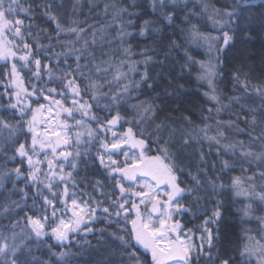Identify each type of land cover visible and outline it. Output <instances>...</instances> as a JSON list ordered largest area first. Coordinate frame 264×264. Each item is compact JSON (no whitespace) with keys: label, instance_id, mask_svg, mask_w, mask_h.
<instances>
[{"label":"trees","instance_id":"1","mask_svg":"<svg viewBox=\"0 0 264 264\" xmlns=\"http://www.w3.org/2000/svg\"><path fill=\"white\" fill-rule=\"evenodd\" d=\"M134 2L137 5L135 7H133ZM156 2L158 5L159 0ZM207 2L212 6L209 8V13L214 7L221 10V15L217 17L218 20L227 19L223 16V11L231 8L233 0H207ZM247 2L251 8L242 15L238 13L240 16L238 22L234 18L227 28L221 29L219 24L213 26L208 20L207 14L200 17L193 16L188 23H184L185 15L189 14L193 5L196 4V0H177L175 19L171 25L163 19L159 9L153 11L151 0H22L23 7L30 11L27 14L19 13L16 17L24 20V37L22 41L12 45V50L17 54V57L13 59L20 70L25 87L31 90L32 85L37 84L38 87H56L59 91L63 89V85L49 82L47 76L40 82L35 79L33 76L34 63L31 65L33 71L23 67L24 62L18 59L20 55H24L28 51L24 49L23 44L28 43L33 55L38 52V58L53 69H67L68 64H71L75 69V57L68 51L72 45L66 43L69 40H74L75 34L62 32L57 37L56 23L50 17L56 16L65 28L69 26L84 28L89 40V51L94 53L95 62L107 61L108 63L102 64L101 67H106L109 70L106 73H96L93 65L88 64V68H92V71L89 73L88 68H82V71L97 80V83L103 84L102 92L109 91V84L104 79L106 77L107 81L111 82V88L123 96L120 105H112L110 112L104 106L111 104L110 100L99 97L100 104L97 106L96 101L91 99V94L85 92L84 99L92 104V114L101 120L111 119L119 107V111L124 117L120 121L122 127H119V132L127 131L129 121H132L136 136L140 138L142 135L151 149L150 155L157 154L156 149L162 146L165 140L169 142V151L176 158L180 186L182 188L197 187L189 173L199 175L203 180V185L199 187L197 193L201 197L199 203L196 202L193 195L186 193L181 203L191 210L177 218L181 219L185 230L193 229L198 237L200 235L199 228L207 218L205 214L211 216L212 211L219 204L221 211V219L218 222L219 239L216 241L213 254L215 255L219 251L222 258L232 257L233 264H241L240 251L245 236L244 230H251L248 234L257 236L260 229L257 217L264 216V204H261L258 198L236 196L231 185L232 178L239 176L244 182L243 187L248 188L252 182L248 181L247 177L258 171L256 167L258 162L253 160L252 165H249L240 156L239 150L233 154L232 151H226L222 146L241 140L247 145L252 137L259 136L261 129L264 128V123L260 122L264 120V116L260 115L261 97L251 90L256 86L264 87V19H262L264 18V0H247ZM185 3L188 5L187 8H185ZM106 5L109 6L107 12L105 11ZM112 5H116V8L113 9ZM5 6H7V0ZM121 7L127 8L128 12L117 15L116 13ZM169 7H172L171 3H169ZM196 10L199 11V7ZM128 13H135V15L129 16ZM130 19L133 21L131 26L128 25ZM145 20L152 21V24L145 35L141 36V25ZM191 24H197L203 33L220 37L215 43L223 50L210 52L207 44L194 46L186 42L185 34L181 32V29H187ZM121 25H124L126 30L131 33L130 36L124 38L123 43L117 36ZM224 30H227L232 36V40L226 48L223 46ZM93 32L96 34L95 45L91 44ZM9 38H13L11 33ZM173 40L180 47H171ZM82 44L83 40L79 41L75 47L79 48ZM125 48L129 49L128 54H125ZM185 51L195 60L210 61L217 65V75L214 77V81L216 93L220 97L219 105L209 101L204 95L211 89L207 81L196 79L200 71L199 65L192 64L191 70L188 67H183L187 62ZM61 53H67V61H65V55L57 56ZM88 59L91 60V57ZM80 63L83 66L85 60L82 59ZM11 64L12 60L7 63L0 60V94L5 91V84L8 83L3 79V75L5 72H11ZM117 69L124 74L119 81L113 79ZM236 72L240 74L241 79L247 77L250 82L248 93H245L244 89L233 80V73ZM60 74L59 71L56 72V75ZM78 82L82 87L88 83L82 78ZM125 84L128 85V92L123 91ZM235 96L241 97L239 103L230 100V97ZM8 103L7 96H0V117L9 118V114L13 110L7 107ZM45 103L47 102L45 101ZM139 105H143V107L151 105L152 112L143 113L141 108L133 107ZM68 106H71L70 101ZM210 107L213 109L211 113L208 112ZM217 107H222V111L217 113L215 111ZM253 108L257 109L255 115H257L258 122L255 125L245 123L243 118L244 114H248L249 110ZM237 113L241 114L240 128L251 132V137L246 133L236 132L235 128H227L226 125L223 126L225 136L222 138L221 145L203 139L202 133L198 140L188 137V134L195 131L198 126L200 128L204 126V117L206 116L212 117L207 121L212 125L209 135H215L217 120L236 121ZM141 115L143 120L137 124L136 120L141 119ZM75 116L83 118L87 127L93 129L98 135L93 142L88 143L87 128L81 129L80 126L75 125V121L70 122L72 125L69 133L71 141L67 147L68 151L73 154L77 150L80 152V156L76 157L74 161L77 168H71L73 157H69L67 162L62 158L57 161V163L65 165L66 172H73L76 186L73 188L72 185H69V195L75 191L81 201L102 200L104 201L102 206L112 208L113 215L109 219L105 213L98 210L97 219L89 222L88 225L93 230L73 233L71 239L63 246L51 238L47 239L39 248L35 246V237L26 243L32 248V256L38 257L42 262L47 261L48 264H109V262L120 264L121 242L116 239V235L124 234L125 222L122 218L115 216V205L111 204L109 196L106 195L114 192L115 196H118L119 189L115 187V181L110 179L107 170L101 166L97 158V153L103 151L100 148V139L107 135L111 140L112 135L110 132H102L96 120L81 117L79 112L75 113ZM250 119L251 114H249ZM12 123H15V120H12ZM160 124H163V128L158 130L157 125ZM77 131L84 132L81 140L85 143L76 144L75 133ZM157 136L161 137L159 144L155 142ZM186 137L191 139L189 144L183 143ZM20 142H24L23 138ZM27 143L31 144L30 135ZM245 150L258 153L264 151V148H261L260 141L257 140L252 141L251 148ZM12 156H15V147L7 141L0 142V173L14 167H22L26 175L28 172L27 161L25 160L21 165V158L15 156V159H9ZM201 156L204 159H201ZM114 158L123 163L122 154L114 156ZM225 160L231 165V170L221 171L224 169ZM42 167L46 170L47 164L45 163ZM243 168H251V170L243 172ZM11 177L12 179L6 178L0 185V234L8 236H11L13 231L20 233L21 227L26 223V220H22L24 211L31 208L33 197L36 196L35 189L26 188L28 197L22 199L19 189L24 187L25 180L23 178L16 180L14 173H11ZM210 179L214 180L218 186L216 192H213L208 184ZM13 180L16 183L15 193L13 192ZM97 180L102 182L104 195L93 187ZM220 184H223L224 187L220 188ZM63 187L60 185L61 193ZM255 189L257 192L264 190V181L257 178ZM44 191L45 194L50 195L47 189ZM37 200L39 203H43L42 198L37 197ZM12 201L20 202L24 211L16 208ZM57 203L59 204V200ZM248 203L252 204L254 211L249 217H243L241 209ZM6 205L10 209L8 212L4 211ZM141 208L144 209V206L141 205ZM17 220H22L21 225L13 228ZM126 227L129 231L131 230L130 224ZM101 230L103 231L101 232ZM212 230L214 235L217 234V225H212ZM195 243L199 245V239H196ZM49 245L52 246L50 250ZM53 252L57 255H51ZM60 252H65L66 255L60 258ZM28 259H31V256ZM147 259L151 264L150 254L147 255ZM206 259L204 258L201 264H205ZM245 259L247 258L245 257ZM193 264H196L195 255ZM253 264H255V260H253Z\"/></svg>","mask_w":264,"mask_h":264},{"label":"snow or ice","instance_id":"2","mask_svg":"<svg viewBox=\"0 0 264 264\" xmlns=\"http://www.w3.org/2000/svg\"><path fill=\"white\" fill-rule=\"evenodd\" d=\"M152 9L155 12L159 9L163 15V19L171 25L175 19L174 13L176 12L177 0H159L157 5L156 0H151ZM171 3L172 7H169ZM0 0V60L6 63L12 60L11 72H5L3 79L7 80L5 84V91L0 96H7L9 103L7 107L13 111L9 114V118L0 117V142L7 141L11 146L15 147V156L21 158V165L27 161L28 172L25 175L22 167H14L0 173V185L4 180L12 179L11 173L15 174V179L23 178L25 185L19 189L22 199L28 197L26 188L35 189L36 196L33 197V203L28 211L21 208L18 201H12L16 208L24 211L22 220L26 223L21 227L20 233L12 232L11 236L0 234V264H48L47 261H40L38 257L32 256V248L26 241H31L35 237V246L39 248L47 239L51 238L56 240L61 246L71 239L73 233L81 231L91 232L93 229L89 227V222L97 219V211L100 210L106 214L107 218L113 215V209L110 207H103L104 201L98 199H91L90 201H81L76 192L73 191L69 195V185L73 188L76 186V181L73 177V172L65 171L63 163H57L61 158L68 161L69 157H73L71 168L76 169L77 164L74 162L75 158L80 156L79 150L73 154L68 151V145L71 141L70 128L72 127L71 121H75V125L80 126L81 129L87 128V135L89 137L88 143H91L97 137V133L87 127L83 118H77L75 113L79 112L81 117H89L96 120L100 130L104 133H111L112 139L109 140L107 135L100 139V148L102 152L97 153V158L102 167H104L111 180L115 181V187L119 189V195L115 193L106 194L109 196L112 205H115V216L122 218L125 222L123 235H116V239L121 242V260L120 264H149L147 255L151 256V264H193L195 255L196 264H201L204 258L205 264H233L232 257H221L219 251L213 254V249L216 248V241L218 236V222L221 219L220 206H217L212 211L211 216L204 219L199 228L200 235L196 237L195 231L191 228L185 230V226L181 219L184 213L189 212L191 209L185 204L181 203L184 195L191 194L194 196L197 203L201 197L197 194L200 186L203 185V180L199 175H192L196 188H182L178 182L177 163L175 155L169 151V142L165 140L163 145L156 149L155 155H150L151 149L148 147L146 140L141 135L138 138L132 127V121H129L127 131L120 133L119 127H122L120 121L124 119L117 107L116 114L111 116V119L101 120L99 117L92 114V104L84 99L85 92L91 94V99L96 101L97 106L100 104L99 97H104L111 101V104H105V108L111 112V106H119L123 96L121 93L114 91L109 84V91L102 92L103 84L97 83L90 75H86L82 68H88V64H92L96 73L108 72V68L101 67L102 64L108 63L101 61L96 63L95 55L89 51V40L85 34V29L80 27L69 26L65 28L57 19L56 16L50 18L56 23L57 37L63 33L75 34L74 40H69L66 43L72 45L68 49L75 57V69L71 64H68L67 69H53L47 63H43L37 52L35 55L31 52L30 45L24 43V49L28 51L24 55H20L18 59L23 61V67L33 71L31 65L34 63L35 69L33 76L40 82L43 81L45 76L51 83H59L63 85V89L59 90L56 87H38L33 84L31 90L25 87L23 78L20 75V70L13 58L17 57L15 51L12 50V45L18 41H22L24 37V20L16 18L19 13L27 14L30 9H26L22 5V0ZM137 6L135 2L133 7ZM113 9L116 5L111 6ZM188 5L185 3V8ZM199 7V11L196 9ZM212 7L207 0H196L189 14L185 15L184 23H188L191 17H200L207 14V18L213 26L220 25L221 29L228 27L233 22L234 18L238 22L240 15L251 8L247 0H233L230 9H224L223 16L227 17L226 20H218L217 17L221 15V10L213 7L212 12L209 13V8ZM109 6H105V11H108ZM128 12L127 8H119L117 15ZM129 16L135 13H128ZM264 19V18H262ZM152 21L145 20L141 25L140 35H145L147 29L151 26ZM128 25H133L130 19ZM158 31V30H157ZM184 33L186 42L194 45L201 46L207 44L209 51H222L223 49L215 42L220 37L212 36L203 33L199 30L197 24H191L187 29H181ZM13 38H9V34ZM83 34V35H82ZM124 25L120 26L117 33L121 43L124 38L130 36ZM83 40V44L77 48L75 45ZM232 36L227 30L223 31V46L228 47ZM59 42V41H58ZM96 34L92 33L91 44L95 45ZM171 47L178 48L180 45L175 40L172 41ZM125 54L129 53V49H124ZM87 53V55H85ZM65 55L67 61V53L57 54ZM187 62L183 67H188L191 70L192 64L199 65V73L196 79L198 81H207L210 92L206 91L204 95L209 101L215 104H220V97L216 93L214 77L217 75V65L214 63L205 62L202 60H195L191 55L185 51ZM91 57V60L88 59ZM84 59L85 64L82 66L80 61ZM123 64V61L121 62ZM111 67V65H109ZM59 71L61 74L56 75ZM92 68H88L90 73ZM124 74L116 70V75L113 79L119 81ZM87 80L88 83L84 84L78 82L79 79ZM233 80L238 83L245 93L250 91V82L247 77L241 79L238 72L233 73ZM139 87V84H137ZM12 89V91H9ZM66 90V91H65ZM261 97V112L260 115L264 116V87L256 86L251 89ZM123 91L128 92V85H123ZM60 98L57 99L56 97ZM42 98V99H41ZM241 97H230V100L240 102ZM14 101V102H13ZM45 101L47 103H45ZM70 101V105L68 103ZM141 108L143 113L152 112V107H143V105L133 106ZM227 107V106H224ZM243 110V106H242ZM213 109L210 107L208 112L211 113ZM217 113L222 111V107L215 109ZM257 109L249 110L248 114H244V122L255 125L257 124ZM249 114L251 119L249 120ZM18 115V119H17ZM237 120H228L216 122V134L209 135L212 125L207 121L212 117H204L205 124L202 128L199 126L193 132L188 134L191 139H200V133L203 134V139L214 141L216 144L221 145L222 138L225 136L224 125L227 128H235L238 133H246L250 137L251 132L246 129L240 128L239 120L240 113H237ZM187 119V118H186ZM15 120V123H12ZM143 120H136L139 124ZM264 123V120L260 121ZM163 128V124L157 125V129ZM30 135L31 144L27 143ZM84 135L83 131L75 133L76 144L85 143L81 140ZM186 137L183 141L184 144H189L191 139ZM23 138L24 142H20ZM160 136H157L156 143L159 144ZM260 141L261 148H264V128L261 129L260 135L252 137L246 145L244 141H237L233 144L222 145L226 151L230 150L235 154L237 150L240 156L249 164L252 165L253 160L257 161V172L248 176V181L252 182L248 188H244L241 177L236 176L232 178L231 185L236 196H245L250 198H258L261 204H264V190L259 192L255 189V180L259 178L264 181V151L253 152L245 150L251 148L252 141ZM18 145V146H16ZM138 153V154H137ZM123 155V163H120L114 156ZM15 156L9 159H15ZM201 159H204L201 156ZM47 164V169L42 167ZM224 170H231V165L227 160L224 161ZM251 168H243V172L250 171ZM219 179V177H217ZM128 182V183H125ZM212 191L216 192L217 184L214 180H208ZM60 185H63V192L59 191ZM102 195V182L97 180L93 185ZM220 188L224 185L220 184ZM44 189L50 194H45ZM16 183L13 180V192L15 193ZM115 196L114 199L112 197ZM37 197L42 198L43 203H39ZM59 200V204L57 203ZM62 205V207H61ZM130 205V207H127ZM144 206V209L141 208ZM25 207H27L25 205ZM9 206H5L4 211L8 212ZM243 217H249L254 211L252 204H246L242 209ZM31 213V214H30ZM50 213V214H49ZM134 213V215H133ZM22 220H17L13 228L20 226ZM257 220L260 224L259 234L257 236L250 235L251 230H244L245 236L243 237V245L240 251L241 264H264V216H258ZM119 223V221H116ZM131 225L129 231L126 227ZM212 225H217V234L214 235ZM103 230H101L102 232ZM130 237V239H129ZM199 239L200 243L197 245L195 240ZM207 245V248H205ZM49 250L51 245L48 246ZM55 256L56 253H51ZM65 252H60L59 257L63 258ZM31 256V259L28 257ZM23 257V259H22ZM245 257L247 259H245ZM111 264V262H109Z\"/></svg>","mask_w":264,"mask_h":264}]
</instances>
